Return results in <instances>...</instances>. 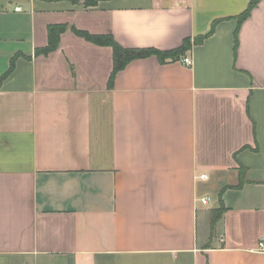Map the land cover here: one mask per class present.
<instances>
[{
    "label": "crops",
    "instance_id": "1",
    "mask_svg": "<svg viewBox=\"0 0 264 264\" xmlns=\"http://www.w3.org/2000/svg\"><path fill=\"white\" fill-rule=\"evenodd\" d=\"M71 26L191 45L114 72ZM262 237L264 0H0V264H264Z\"/></svg>",
    "mask_w": 264,
    "mask_h": 264
},
{
    "label": "trees",
    "instance_id": "2",
    "mask_svg": "<svg viewBox=\"0 0 264 264\" xmlns=\"http://www.w3.org/2000/svg\"><path fill=\"white\" fill-rule=\"evenodd\" d=\"M99 1L102 0H84L85 6H94L97 5ZM69 26L65 23L51 24L48 28L49 42L45 47L37 48L36 53L48 54L51 51H54L58 48L60 36L66 31ZM72 30L75 31L78 35L85 37L89 41L94 43L109 45L114 50V72L124 68L130 61L136 58L147 57L150 55H157L162 61H166L168 58L176 59L180 57L191 45L189 40L185 41L177 49L173 50H160L153 47L146 48H127L119 44L113 35L111 34H91L87 31L77 29L74 26H71ZM15 64V58L13 59L12 65L8 71L13 70ZM224 208H221L215 211L213 216V222L221 215Z\"/></svg>",
    "mask_w": 264,
    "mask_h": 264
},
{
    "label": "built area",
    "instance_id": "3",
    "mask_svg": "<svg viewBox=\"0 0 264 264\" xmlns=\"http://www.w3.org/2000/svg\"><path fill=\"white\" fill-rule=\"evenodd\" d=\"M15 9H16V10H19V9H21V7H16ZM184 61H185L186 63L191 64V59H190V58H185ZM202 177L206 178L207 175L204 174V175H202ZM202 200H203L204 203L207 202V198H206V197H204ZM256 250L259 251V252H263V253H264V237H262V238L259 240V242H258V246H257Z\"/></svg>",
    "mask_w": 264,
    "mask_h": 264
}]
</instances>
